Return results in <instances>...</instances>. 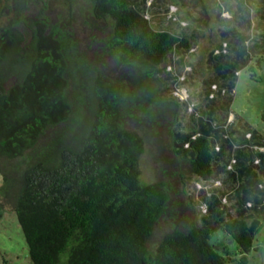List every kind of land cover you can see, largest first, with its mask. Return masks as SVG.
Listing matches in <instances>:
<instances>
[{"label": "trees", "instance_id": "1", "mask_svg": "<svg viewBox=\"0 0 264 264\" xmlns=\"http://www.w3.org/2000/svg\"><path fill=\"white\" fill-rule=\"evenodd\" d=\"M218 2L217 19L226 13L229 23L207 52L192 107L173 92L187 82L180 66L202 35L155 28L146 0H92L101 50L123 69L118 77L89 61L66 21L30 16L28 0H0L1 195L32 264H247L250 225L264 220V135L232 109V98L239 71L264 58V0ZM130 118L157 139L166 130L186 166L181 185H198L203 207L152 253L154 226L165 215L173 220L183 201L171 174L140 182L145 141L125 128ZM19 158L23 167L9 176L4 162ZM217 231L236 243L233 252L223 239L211 241Z\"/></svg>", "mask_w": 264, "mask_h": 264}, {"label": "rangeland", "instance_id": "2", "mask_svg": "<svg viewBox=\"0 0 264 264\" xmlns=\"http://www.w3.org/2000/svg\"><path fill=\"white\" fill-rule=\"evenodd\" d=\"M146 5L149 9L146 17L155 28L179 31L184 27L188 29L187 31L201 33L196 48L190 51L185 63L180 66L184 76L189 73L187 82L181 84L178 91L173 92L179 99L188 100L192 107L197 106L202 79L208 74L205 64L206 55L216 46L220 29L229 23L226 13L221 15L223 20L217 19L216 15L221 12L218 0H146ZM27 6V13L32 17L44 12L52 21L60 19L66 21L71 25L80 42L79 47L87 54L89 61L94 62L110 77H118L122 74L123 69L118 68L112 57L101 50L100 28L103 23L96 21L91 14L92 0H28ZM203 12L207 18L203 17ZM5 18L6 15L0 14V26L5 23ZM232 109L264 135V58L259 65L255 64L254 60L252 72L247 69L239 71L232 98ZM186 111L182 112L185 124L189 121L187 113L191 111L190 107ZM165 118L168 121L171 116L166 114ZM124 121L125 128L135 130L145 141L144 151L138 160L142 185L159 181L166 173L171 174L174 176L178 190L180 189L179 196L183 201L176 210L173 220L165 215L154 226L152 236L147 243L152 253L163 234L173 225L185 223L184 217L187 213L197 219L199 211L203 210L195 196L199 186L194 185L193 182H188L185 186L181 185L182 175H186V166L174 156L165 129L161 130L160 140L157 136L153 137L149 129L136 120L130 118ZM19 163L22 168L23 163L20 158L12 162H4L5 171H8L9 176L17 173L16 167ZM2 186L0 174V264H32L28 259L27 246L12 209L13 205L8 197L1 195ZM217 238L223 239L231 252L235 250L236 243L221 231L212 235L211 241L214 242ZM247 258V264H264V220H259L254 229L253 245Z\"/></svg>", "mask_w": 264, "mask_h": 264}, {"label": "water", "instance_id": "3", "mask_svg": "<svg viewBox=\"0 0 264 264\" xmlns=\"http://www.w3.org/2000/svg\"><path fill=\"white\" fill-rule=\"evenodd\" d=\"M257 224H258V220H253L252 223H251V225H250L249 231L251 232L252 229H255V227H256Z\"/></svg>", "mask_w": 264, "mask_h": 264}]
</instances>
